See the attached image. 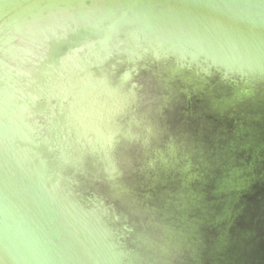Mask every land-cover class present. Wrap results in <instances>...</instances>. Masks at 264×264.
<instances>
[{
    "label": "water",
    "instance_id": "obj_1",
    "mask_svg": "<svg viewBox=\"0 0 264 264\" xmlns=\"http://www.w3.org/2000/svg\"><path fill=\"white\" fill-rule=\"evenodd\" d=\"M0 264H264V0H0Z\"/></svg>",
    "mask_w": 264,
    "mask_h": 264
}]
</instances>
